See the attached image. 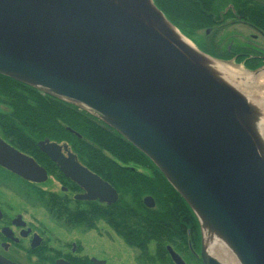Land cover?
Returning a JSON list of instances; mask_svg holds the SVG:
<instances>
[{
	"label": "water",
	"instance_id": "obj_1",
	"mask_svg": "<svg viewBox=\"0 0 264 264\" xmlns=\"http://www.w3.org/2000/svg\"><path fill=\"white\" fill-rule=\"evenodd\" d=\"M213 60L264 75V64L250 69L199 49L153 0H0V74L86 111L143 152L194 213L202 264H264L263 103L207 70ZM38 146L86 191L76 197L117 200L68 144ZM0 166L35 183L48 178L1 136ZM143 203L155 205L151 196Z\"/></svg>",
	"mask_w": 264,
	"mask_h": 264
},
{
	"label": "trees",
	"instance_id": "obj_2",
	"mask_svg": "<svg viewBox=\"0 0 264 264\" xmlns=\"http://www.w3.org/2000/svg\"><path fill=\"white\" fill-rule=\"evenodd\" d=\"M153 2L202 51L220 59H234L250 69L264 64L259 56H235L249 49L245 44L217 39L221 30L234 24H244L264 39V0ZM0 106V136L12 146L64 180L38 142L44 139L65 142L83 165L118 193L117 200L110 205L90 201L74 212L64 205L61 195L38 190L50 213L69 212L68 224L86 228L103 220L128 245L139 250L138 256L144 262L168 264L165 245H171L195 264H202L198 255L199 225L191 208L157 166L118 132L86 111L3 74H0ZM145 196L153 198L154 207L144 205ZM149 242L155 243L153 254L149 252ZM188 242L194 253L189 252Z\"/></svg>",
	"mask_w": 264,
	"mask_h": 264
},
{
	"label": "flooded vegetation",
	"instance_id": "obj_3",
	"mask_svg": "<svg viewBox=\"0 0 264 264\" xmlns=\"http://www.w3.org/2000/svg\"><path fill=\"white\" fill-rule=\"evenodd\" d=\"M208 32L209 30L207 33ZM252 37L256 39L257 36L256 34H253ZM246 47L249 48L247 51L238 52L235 54V56L239 54H242L244 58L259 56L262 58L261 60H264V47H257L251 43L246 45ZM253 51L256 53H253ZM1 168L5 170L7 174L19 178L23 183L39 184L25 180L7 169L3 167ZM86 168L89 169L88 167ZM58 171L64 177V180L58 178L61 193L58 195H61L60 197H62V201L66 203L64 204L65 206L73 209L75 212V209L83 207L85 202H99L97 199H82L76 197L78 195L84 194L86 191L78 184L64 176L59 168ZM47 175H51V173L47 171ZM26 188L27 187H25V189ZM29 197V194L18 196V198L24 202V205L21 207H15V205L12 204L14 202L8 200L9 197H0V264H108L107 259L104 257L106 255L104 252L97 253L92 248L84 245L83 236L86 234V232L81 231V233H79L78 224H73L72 226V224H68V222H66V219L70 214L69 212H59L57 214H52L48 210L46 211L50 214L51 219L53 218L56 222H58L60 219L63 221L62 223L66 224V226H56L57 231H55V229L53 231L51 228L43 226V223L31 219L28 212V208H30ZM102 204L110 205L107 203ZM86 229H94V227H85L84 230ZM166 246L167 245H165V249ZM169 246L181 257V259L184 261V264H187L183 256V252L175 249L171 245ZM188 249L189 252L191 251L194 253L189 242ZM167 254L170 260L168 261V264H175L168 251ZM199 254L200 248L198 255ZM136 259L141 261L138 256ZM195 260L197 261L196 258ZM145 263L155 264V262Z\"/></svg>",
	"mask_w": 264,
	"mask_h": 264
},
{
	"label": "rangeland",
	"instance_id": "obj_4",
	"mask_svg": "<svg viewBox=\"0 0 264 264\" xmlns=\"http://www.w3.org/2000/svg\"><path fill=\"white\" fill-rule=\"evenodd\" d=\"M253 34H256V39L252 37ZM198 35L194 37L197 39ZM221 39L224 41L234 42V44H254L257 47H264V39L260 36V34L256 31H253L251 28L246 27L242 24H234L228 28H225L220 31L217 35V39ZM231 63V61L229 62ZM230 65V64H229ZM1 107V106H0ZM260 135L262 139L264 138V114H262L261 120ZM63 144L65 142H58ZM67 144V143H66ZM135 166V165H130ZM138 170L147 172L146 169L136 166ZM58 178L56 173H51L48 175V178L45 182L39 184L33 183H23L19 178L15 176H11L5 172L0 167V197L6 196L9 197V201H12L15 207H21L24 205L18 196L23 194L30 195L29 197V205L28 208L29 217L31 219L37 220L38 222L43 223V226L51 228L53 231L56 230V226H66V224L62 223L63 221L59 219L56 222L47 211L45 207V203L38 196V190H46V192L52 191L56 194L60 193V183L58 182ZM60 179V178H59ZM7 186V187H6ZM25 187H27L26 190ZM49 190V191H47ZM71 226V225H68ZM73 226V225H72ZM85 229V226L79 225L78 232L85 231L86 234L83 236V243L85 246L92 248L97 253H105L104 256L107 259L108 264H146L144 261H140L137 258L139 254V250L137 248L131 247L128 245L107 223L103 220H97L95 223L94 229ZM148 248L150 254L154 253L155 243L149 242ZM183 256L186 260L187 264H195L187 254L183 252ZM139 257V256H138ZM138 260V261H137ZM155 264H161L160 262H155Z\"/></svg>",
	"mask_w": 264,
	"mask_h": 264
},
{
	"label": "bare ground",
	"instance_id": "obj_5",
	"mask_svg": "<svg viewBox=\"0 0 264 264\" xmlns=\"http://www.w3.org/2000/svg\"><path fill=\"white\" fill-rule=\"evenodd\" d=\"M174 33L185 47L193 48L189 40L181 36L176 30H174ZM206 68L214 75H216L222 82L235 87V89L240 91L245 96L247 95L248 99L255 100L256 102L257 100H260L258 102L260 104L263 103L261 105V108L264 109V75L262 73L252 74L250 72L244 71L241 67L230 66L225 63L217 62L215 60L211 61L210 63L208 62L206 64ZM204 233L205 235L207 234V231L205 229ZM207 244L208 243L206 239V247ZM216 254L221 258H228L230 260L228 252L225 250L217 249ZM229 264H234V261L230 260Z\"/></svg>",
	"mask_w": 264,
	"mask_h": 264
}]
</instances>
